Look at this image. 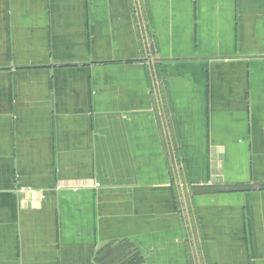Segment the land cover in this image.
Wrapping results in <instances>:
<instances>
[{"label": "crops", "instance_id": "0c3cea01", "mask_svg": "<svg viewBox=\"0 0 264 264\" xmlns=\"http://www.w3.org/2000/svg\"><path fill=\"white\" fill-rule=\"evenodd\" d=\"M192 263L264 264V0H0V264Z\"/></svg>", "mask_w": 264, "mask_h": 264}, {"label": "rangeland", "instance_id": "374dc122", "mask_svg": "<svg viewBox=\"0 0 264 264\" xmlns=\"http://www.w3.org/2000/svg\"><path fill=\"white\" fill-rule=\"evenodd\" d=\"M156 87H158V84L155 85ZM193 264V263H192Z\"/></svg>", "mask_w": 264, "mask_h": 264}]
</instances>
